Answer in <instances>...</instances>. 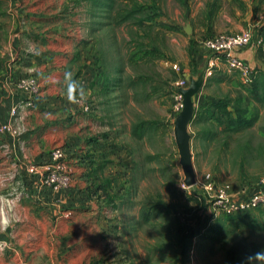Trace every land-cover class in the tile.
Returning a JSON list of instances; mask_svg holds the SVG:
<instances>
[{
  "label": "rangeland",
  "instance_id": "obj_1",
  "mask_svg": "<svg viewBox=\"0 0 264 264\" xmlns=\"http://www.w3.org/2000/svg\"><path fill=\"white\" fill-rule=\"evenodd\" d=\"M215 22L224 29H198ZM263 29L264 0H0V105L16 42L28 57L64 60L56 100L90 106L54 111L35 97L0 116L10 129L0 133V264H252L264 251L261 211L215 217L209 203L217 188L232 198L264 191V102L223 62L206 76L202 41L249 30L242 52L253 47L264 60ZM199 71L205 84L188 129L197 184L187 188L175 87ZM41 126L63 135L48 148L63 152L57 187L44 181L43 152L25 160L26 134Z\"/></svg>",
  "mask_w": 264,
  "mask_h": 264
},
{
  "label": "built area",
  "instance_id": "obj_2",
  "mask_svg": "<svg viewBox=\"0 0 264 264\" xmlns=\"http://www.w3.org/2000/svg\"><path fill=\"white\" fill-rule=\"evenodd\" d=\"M263 19V16L260 17ZM252 33L249 30H244L241 33H232V34H221L215 35L206 38L202 41V45L211 54L212 58L208 62V70H206L205 75L210 76L212 71L222 62L227 66L228 71L237 73L241 77V82L244 86H249L254 77L255 71L249 67V65L236 56L237 52L244 49L250 45ZM173 70L178 71V66L174 65ZM189 82L188 78H181L177 81L175 87V99L177 101L175 106V112L178 113L182 109V99L181 95L177 92L178 88H186ZM16 87L27 96L24 106L27 108L33 107L34 98L39 95L40 88L39 82L33 76H25L17 80ZM80 111L82 113H87L90 110L88 104H84L81 101H78ZM4 131L9 132L10 129L6 126L0 124V133ZM63 158V152L60 148H55L47 155L46 160L49 163L45 164L46 181L49 185L58 186L61 184L59 177L63 174L61 160ZM44 167V162L41 164ZM37 167L31 165L28 168V172L33 173ZM55 172H57L55 174ZM210 177L205 176L204 184L202 188L208 190L210 187ZM197 181H195V185ZM261 184L264 185V180L261 181ZM55 187V188H56ZM210 209L214 213L215 217L227 216L230 218H238L239 216L248 214L256 210H264V191L247 195L240 198H232L225 189H218L215 191L213 197H211Z\"/></svg>",
  "mask_w": 264,
  "mask_h": 264
},
{
  "label": "crops",
  "instance_id": "obj_3",
  "mask_svg": "<svg viewBox=\"0 0 264 264\" xmlns=\"http://www.w3.org/2000/svg\"><path fill=\"white\" fill-rule=\"evenodd\" d=\"M212 28L214 30H211ZM198 29L202 32L216 31V30L220 31L221 29H224V27L219 26L215 22L214 24H210V25H208L207 23L205 25L201 24ZM20 38H22V36H20ZM66 48H70V47L67 46ZM21 51H22L21 46L15 42V44H13V46L10 47L8 53L9 54L8 57L10 58L9 62L14 61L15 58L16 64H13L15 68L12 67L11 70L12 77L10 78L11 75L9 74V76L7 77L8 79L3 84L4 86L3 88L5 89V92H4V97L1 96V99L6 104L0 105V112L2 111L3 113L0 114L2 118H7L9 116V111H11V107L14 104L22 102L23 100H27V96L24 93L19 92L15 85V82L18 79L25 77L27 75L34 76L37 78L40 76L39 78L41 81H39V83L40 85L43 86V89L40 95L36 97L37 98L36 103L40 102L41 104H45V105L53 104L55 106L54 111L64 106H70V107L75 106V108L80 109L78 103L74 101L65 99L66 102L70 101L72 102V104L67 102V104L63 105V100L62 101L56 100L58 93L61 92V90H64L67 86V80L64 79L63 77L65 69L64 68L62 70L55 69V66H63L64 60L62 61L60 59H56V57L52 56V53L50 51L42 52L40 50L39 53L41 52V54H39L40 57L39 59H37L36 57L32 58V57H28L27 55H23ZM240 51L241 52L237 53L236 56L241 60L245 61L251 69H253L254 71H259V70L264 71V60L261 57V55L255 52V49L253 47L247 48L246 50H244V52H242V50ZM58 62H60L61 64L57 65ZM186 76H189L188 79L191 77L189 74ZM92 77L93 75L87 76L88 81L92 80L93 79ZM82 79L83 81L85 80V78ZM58 113H62V112L59 111ZM74 120H75L74 124L78 126V130L85 129L84 122H81L80 119L77 117L76 118L74 117ZM39 131L40 132H36V130L35 131L30 130L26 134L25 139H26V145H27L26 148L28 155L25 156V160L27 161V163L32 162L33 158L38 154L41 155V152H43L46 157L48 155V151H49L48 148H50L49 145L51 143L55 142L58 144V143H62L63 141V135L60 133H56V130H54V128L52 127L41 126ZM44 155L42 154V159H44ZM28 177L29 176L26 175V178ZM81 177L82 178H80L79 181H83L86 179L84 176ZM45 193H47V191ZM82 195L83 194H81V196ZM47 196L48 197L46 199L51 197L50 195ZM82 212L85 213V210H83Z\"/></svg>",
  "mask_w": 264,
  "mask_h": 264
},
{
  "label": "water",
  "instance_id": "obj_4",
  "mask_svg": "<svg viewBox=\"0 0 264 264\" xmlns=\"http://www.w3.org/2000/svg\"><path fill=\"white\" fill-rule=\"evenodd\" d=\"M184 31L189 35L191 31L189 26L184 28ZM205 84V76L202 71L197 73V78H189L186 88H178L177 92L181 95L182 109L174 119V143L176 144L179 165L182 167L184 179L183 184L189 188L195 185L196 174L193 165V157L191 150V135L189 133V125L192 123L194 117V97L200 93V90Z\"/></svg>",
  "mask_w": 264,
  "mask_h": 264
},
{
  "label": "trees",
  "instance_id": "obj_5",
  "mask_svg": "<svg viewBox=\"0 0 264 264\" xmlns=\"http://www.w3.org/2000/svg\"><path fill=\"white\" fill-rule=\"evenodd\" d=\"M139 53H140V55H143L146 52H144V53L139 52ZM248 87L250 89H252V91L256 92V94L260 98V100L262 102H264V71H262V70L255 71V77H254L252 83ZM209 205H210V203H209ZM259 211H261V218H262V227H260V230L264 231V210L259 209ZM228 218H230V217H228ZM144 220H145V222H148L150 220V216L144 215ZM258 228H259V226H258ZM186 235H188L190 238H193L196 236L194 230L189 231Z\"/></svg>",
  "mask_w": 264,
  "mask_h": 264
},
{
  "label": "clouds",
  "instance_id": "obj_6",
  "mask_svg": "<svg viewBox=\"0 0 264 264\" xmlns=\"http://www.w3.org/2000/svg\"><path fill=\"white\" fill-rule=\"evenodd\" d=\"M252 264H264V251L257 252L253 257H249Z\"/></svg>",
  "mask_w": 264,
  "mask_h": 264
},
{
  "label": "bare ground",
  "instance_id": "obj_7",
  "mask_svg": "<svg viewBox=\"0 0 264 264\" xmlns=\"http://www.w3.org/2000/svg\"><path fill=\"white\" fill-rule=\"evenodd\" d=\"M173 137H174V135H173Z\"/></svg>",
  "mask_w": 264,
  "mask_h": 264
}]
</instances>
